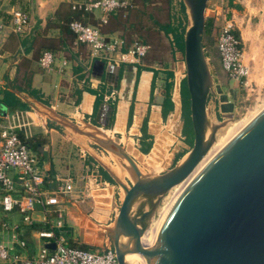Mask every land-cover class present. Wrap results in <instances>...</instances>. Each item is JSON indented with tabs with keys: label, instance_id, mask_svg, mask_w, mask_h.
<instances>
[{
	"label": "crops",
	"instance_id": "crops-1",
	"mask_svg": "<svg viewBox=\"0 0 264 264\" xmlns=\"http://www.w3.org/2000/svg\"><path fill=\"white\" fill-rule=\"evenodd\" d=\"M69 1L0 0V19H7L12 7L18 4L24 7L29 16L25 33L0 35V79L7 84V80L13 81L16 75L20 81L30 83V88L36 90L39 99L16 89L28 99L50 107L74 125V128L66 127L49 119L37 111L48 112L36 102L32 104L37 109L29 106V109L22 110L28 111L34 120L35 115L38 117V122L33 123L29 130L36 145L32 149L38 156L48 189L54 190L67 177L75 179L87 168L96 166L116 191L118 188L106 168L128 181L127 163L103 147L99 143L102 140L110 139L123 145L144 171L159 169L161 172L190 149L188 144L191 142L184 128L181 86L178 87V81L182 79V74L177 70L180 53L173 44L172 33L153 27L149 19L154 9L163 18L160 0H136V7L131 9L135 19L131 34L137 40L149 43L150 51L138 63L114 62L120 66L118 72L107 71L105 67L101 76L93 74V59H90L88 48L75 42L65 22ZM219 3L220 0H208L205 18L210 26L204 29L203 34L205 54L216 75L222 68L216 47L218 26L224 17ZM223 3L226 16L233 20L241 38L264 35V0H223ZM169 21L175 27L180 26V21L175 24L173 20ZM103 30L110 36L115 33L107 27ZM152 31H156L157 39L168 35L173 45L172 48L169 45L170 57L167 54L158 55V46L151 38ZM44 50H51L56 56L51 71L39 65ZM63 60L66 61L65 66H62ZM126 64H132L134 69H124ZM250 69H253L250 73L252 76L254 66ZM168 72L172 75L169 76ZM23 86L28 88V85ZM113 91L115 100L105 102L103 96ZM168 96L170 103L166 101ZM103 103L110 105L112 111L102 107ZM89 201L85 204L69 201L63 205L65 220L71 231L70 241L76 239L78 244L88 243L97 235L102 238V234H95L104 231L99 227L110 221ZM34 217L40 219L41 214L35 213ZM9 219L20 222L15 214ZM34 224L39 225L31 229L29 235L25 234L28 225L21 224L22 237L32 249L36 248L35 243L39 245L32 234L33 230L44 227L42 222Z\"/></svg>",
	"mask_w": 264,
	"mask_h": 264
},
{
	"label": "water",
	"instance_id": "water-1",
	"mask_svg": "<svg viewBox=\"0 0 264 264\" xmlns=\"http://www.w3.org/2000/svg\"><path fill=\"white\" fill-rule=\"evenodd\" d=\"M181 1L186 24L177 62V70L183 75L178 87L184 80L193 142L186 154L161 172L144 171L117 142H99L126 161L130 180L106 168L122 192L118 204L115 196L119 192L112 185L91 190L94 209L110 220L102 226L106 246L95 248L113 249L117 264H128V254L147 255L148 264H264V106L197 166L216 142L218 131L234 118L236 104L218 82L205 54L208 0ZM105 67L107 71L120 70L119 65L94 59L91 71L101 76ZM125 67L134 69L132 64ZM7 86L35 108L32 102L36 100L21 94L10 79ZM209 99L214 100L217 121L211 119ZM36 103L48 112L35 109L49 119L74 128L67 118ZM102 105L112 111L110 105ZM183 181L161 221L154 244L147 247L142 237L161 200ZM47 247L53 249L54 244Z\"/></svg>",
	"mask_w": 264,
	"mask_h": 264
},
{
	"label": "built area",
	"instance_id": "built-area-1",
	"mask_svg": "<svg viewBox=\"0 0 264 264\" xmlns=\"http://www.w3.org/2000/svg\"><path fill=\"white\" fill-rule=\"evenodd\" d=\"M69 4L73 12H79L82 16L71 19L68 27L77 44L90 47L91 60L138 63L150 51L151 45L143 41H135L124 49L123 39L105 35L100 29L108 23L110 14L119 11L127 13L135 8L134 0H70ZM219 4L224 14L216 37L221 67L229 78L241 81L249 90H253L248 79L251 69L243 60L242 38L237 34L233 20L226 16L223 0ZM96 11L101 13L96 25L83 19L84 15L95 14ZM28 24L27 11L21 4L15 5L7 19H0V35L23 34ZM55 61V54L51 50H44L39 65L51 71ZM65 65L66 61L63 60L62 66ZM5 87L6 82L0 79V96ZM103 100L113 102L115 92L104 95ZM32 121L28 111L9 112L0 107V264H117L111 248L94 250L70 245L69 226L63 209V205L69 201L87 203L91 200V190L109 186L108 181L93 166L75 179L67 177L56 189H48L38 156L26 143V139L32 136L29 130ZM35 213L41 214V218L34 217ZM13 214L19 215L24 225L43 223L44 227L32 232L41 241L36 248L29 247L28 241L22 237L20 222L9 219ZM51 243L54 244L53 249L47 247Z\"/></svg>",
	"mask_w": 264,
	"mask_h": 264
},
{
	"label": "rangeland",
	"instance_id": "rangeland-1",
	"mask_svg": "<svg viewBox=\"0 0 264 264\" xmlns=\"http://www.w3.org/2000/svg\"><path fill=\"white\" fill-rule=\"evenodd\" d=\"M153 1L155 2L158 0H153ZM180 1L181 0H160L161 3L159 4V7H160V10H163V18H161V14L156 15L157 13L154 12L155 9L151 11L152 14L154 15V18L159 19L161 23H165L169 19H171V21L173 20L174 24L180 21V26L181 27L185 26L186 12L184 13L182 11ZM125 13L126 12H123L122 13L123 15L120 14L119 17L118 16L114 18L110 17L109 24L107 26L105 25V26L100 27V29L102 33L105 35H108V34L107 32L103 30V28L106 29L107 27L108 29L115 31V33H112L111 35L116 36L119 39H123L124 40L123 48L127 49L128 47L132 45L133 42L137 40V37L135 35L132 36L133 34H131V31L133 30V28L131 27L133 24L132 22L133 20H135L132 15V11L130 10L129 14L124 16ZM87 15L93 16V18L97 20V17L100 16L101 13L99 11H96L95 14H86L84 15V17ZM80 16H82L81 13H80ZM89 21H91V19H89ZM151 24H152V21H151ZM153 27H156V26L153 25ZM154 32L152 31L151 32L152 36L151 35L150 36L153 39L152 41L156 43V46H158V49H157L158 55L161 53V54H167V56L170 57L169 49L170 47L171 48L173 47L170 38L167 35L165 38L158 37L157 39L156 34ZM242 42H243V50H244L243 60H245L244 62L248 64L250 68L254 66V69H255L253 71V75L251 76L250 74L251 77L248 78L249 81H251L253 85V90H249V87H246L243 84V82L236 81V80L229 78L222 68L219 70V72L216 75L217 80L222 85L225 92L229 94L230 99L235 102L236 111L234 113V118L231 121H229L225 127H223L222 129L218 131L216 141L226 139L229 134L230 129H233V131H235L234 129L237 127L238 124L240 125L241 123H244V121L248 120L252 114L259 111L264 106V35L242 36ZM81 45L83 47H87L88 51H90V47L87 44H81ZM104 53H107V52H104ZM252 70L253 69H251V73H252ZM13 78L16 80L17 85L21 87L23 85L25 86L27 85L23 81H20L19 80L20 78L17 77L16 75H14ZM208 106L210 107V110H211V119L213 121H217L219 117L217 116L215 112L214 100L209 99ZM35 118L36 119L35 120L33 119L32 121L34 124L35 122H38V117H36V115H35ZM34 124L31 123V126L33 127ZM184 128H185V133L189 137V140L191 142L188 144V146L191 147V144L193 142V134L191 131L192 129H191V124L189 120L187 124L184 123ZM29 148L33 151L31 147ZM155 171L159 172V169ZM117 191H119L120 193V194H116L115 196V202L118 204L119 202L118 197L119 195H122V192L120 189H117ZM176 191H177L176 189L175 191L174 189L171 190L170 192L168 191L169 194L168 193L166 194L165 196L166 198L164 197L161 200L156 210L155 217L152 220V223L155 220L157 221L154 225L155 227L158 226L160 222L159 220H161V218L164 217L169 206L173 202L174 196L178 194L177 192L179 191L177 192ZM16 218L20 219V216L16 215ZM99 228H102V227H99ZM102 232L98 231L95 235H97L98 233L102 234ZM102 238L98 237L97 235L91 238L92 240L90 239V242L83 243L81 245H86L92 249H96L95 247L99 248L98 245H102V247H104L102 244V241L105 240L106 238H104L103 240ZM35 241H38V239H35ZM71 241L78 244L76 239H73ZM40 243L41 241H39V244ZM36 245L37 243H35L34 247H37Z\"/></svg>",
	"mask_w": 264,
	"mask_h": 264
},
{
	"label": "trees",
	"instance_id": "trees-1",
	"mask_svg": "<svg viewBox=\"0 0 264 264\" xmlns=\"http://www.w3.org/2000/svg\"><path fill=\"white\" fill-rule=\"evenodd\" d=\"M134 1H136V0H134ZM180 4H181L182 11L185 13V7H184L182 1H180ZM122 13H123L122 11H119V12L110 14L108 23L110 22V17L111 18L112 17L114 18V17H117V16L119 17L120 14L123 15ZM128 14H129V11L127 12L126 15H128ZM156 15H158V14H156ZM80 17H81L80 16V13L79 12H73L71 10V8H70V4H68V11H67V14H66V17H65V22H66L67 26H68V23H69V21L71 19H73V18H80ZM83 19L86 22H89V23H91L93 25H96L97 24V20H95L93 18V16L87 15ZM89 19H91V21H89ZM149 19H150V21H152V24L154 26H156V27H158L160 29H163L166 33H168V32L172 33V40H173V44L176 47V49L179 50V51H181L183 49V32H184L185 26H183V27H181V26L175 27V26L172 25V23L170 21L169 22H165V23H161V21L159 19L154 18V15L153 14H149ZM103 26H105V25H103ZM209 26H210V22L209 21H206L205 22V29L207 30L209 28ZM68 29H69V27H68ZM69 31H70V29H69ZM139 41H141V40H139ZM168 74H169V76L172 75L171 72H168ZM12 84H13V87L17 88L20 92H25V93H27L28 96L33 97V98H36V99H39V95L36 93V90L30 88V83H27L28 88H23V87L17 85L15 79L12 81ZM181 96H182L183 120H184V123L187 124L188 123V120L190 121V115H189V96H188V91H187V88L185 86L184 80L181 81ZM98 101H99V99H98ZM166 101H168L169 103L171 102L169 96H168V99ZM0 107L6 109L9 112H13L15 110H27V109H29V104L27 102H24L20 97H18L15 93H13L8 88V86L6 84L5 89H3L1 91ZM37 142L38 141H36L35 143H37ZM26 143L31 148L32 147L34 148L36 146L33 143V138L32 137L27 138L26 139ZM38 225L39 224H33V225H30V226L26 227L27 229L25 231V234L26 235H29L31 233L30 230L33 229V228H35V227H37ZM68 233L71 234V231L69 230ZM70 245L76 246V247H80V248H85V249H92V248H89L86 245H81V244L78 245V244L74 243L73 241H70ZM94 250H98V249H94Z\"/></svg>",
	"mask_w": 264,
	"mask_h": 264
},
{
	"label": "bare ground",
	"instance_id": "bare-ground-1",
	"mask_svg": "<svg viewBox=\"0 0 264 264\" xmlns=\"http://www.w3.org/2000/svg\"><path fill=\"white\" fill-rule=\"evenodd\" d=\"M245 61V60H244ZM260 109V108H258ZM258 112V111H257ZM257 112H255L254 114H252L248 120H250ZM248 120L244 121V123H241L240 125L238 124L237 127L234 129L235 131H233V129H230L229 130V134L227 136L226 139H222V140H217L216 143H214V145L211 147V149L208 151V153L206 154V156L201 160V162L197 165L199 166L208 156H210L219 146H221L226 140H228L236 131H238ZM196 166V167H197ZM185 181H183L182 183L178 184V185H175L174 187H172L169 192L171 190L175 189L177 191L180 190V188L182 187L183 183ZM176 191V192H177ZM178 193V192H177ZM169 194V193H168ZM175 195V193H174ZM177 195L174 196V198L176 197ZM166 198V197H165ZM173 198V200H174ZM163 218H161V220H159V224L158 226H154L155 223L157 222L156 220L151 224L150 228L148 229V231L144 234V236L142 237V243L144 245H146L147 247H151L153 244H154V238L156 236V233L158 231V228L161 224V221H162ZM126 260L128 262V264H148V256L146 255L145 257L144 256H140L138 254H128L126 256Z\"/></svg>",
	"mask_w": 264,
	"mask_h": 264
},
{
	"label": "flooded vegetation",
	"instance_id": "flooded-vegetation-1",
	"mask_svg": "<svg viewBox=\"0 0 264 264\" xmlns=\"http://www.w3.org/2000/svg\"><path fill=\"white\" fill-rule=\"evenodd\" d=\"M102 244H103L104 247L106 246L105 240L102 241Z\"/></svg>",
	"mask_w": 264,
	"mask_h": 264
}]
</instances>
